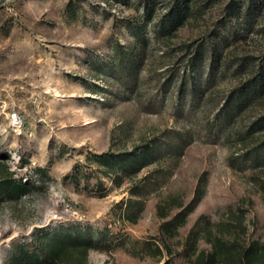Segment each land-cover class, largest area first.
<instances>
[{
	"label": "rangeland",
	"instance_id": "1",
	"mask_svg": "<svg viewBox=\"0 0 264 264\" xmlns=\"http://www.w3.org/2000/svg\"><path fill=\"white\" fill-rule=\"evenodd\" d=\"M123 2L0 0V162L30 185L16 200L0 199V264L18 243L67 233L97 246L87 264H190L192 229L233 222L231 210L244 212V238L264 243V168L243 158L264 140V128L248 133L264 120V98L222 110L264 66V0H190L196 13L160 38L156 25L174 0L149 15L138 0ZM201 41L204 63L189 72ZM117 42L137 58L126 73L113 65ZM152 143L162 156L144 157L137 174L106 175L96 161L140 156ZM201 179L203 198L185 225L174 237L162 233L179 211L168 202L188 205ZM196 245L210 250L203 234Z\"/></svg>",
	"mask_w": 264,
	"mask_h": 264
},
{
	"label": "trees",
	"instance_id": "2",
	"mask_svg": "<svg viewBox=\"0 0 264 264\" xmlns=\"http://www.w3.org/2000/svg\"><path fill=\"white\" fill-rule=\"evenodd\" d=\"M106 3L120 4L123 1L131 0H104ZM160 0H138V5L144 8L149 15L152 7L157 6ZM237 5L236 3H234ZM165 14L159 19L156 25V37L160 38L164 35H171L180 29L191 16L196 13L190 5V0H174V2L165 6ZM247 13V12H246ZM141 29L135 32L136 40L142 46L145 45L146 39L141 35ZM204 42L197 46L189 56L187 63V71H198L202 67L205 59L203 53ZM113 65L121 72H128L129 65L134 69L137 58L131 52L125 50L118 42L113 46ZM217 53H212V61L216 60ZM214 65V64H212ZM242 66V65H241ZM243 67V66H242ZM131 68V69H132ZM185 81H188L187 78ZM264 98V66H262L255 75H252L246 82L239 87L233 89L223 104V111L233 110V112H241L246 105L259 101ZM231 115L230 117H232ZM254 128L248 130L249 134H253L256 130L264 128V120H257ZM184 139L180 138L179 143L175 146L176 150L183 151L185 148ZM169 150L174 147L169 144ZM154 143L145 147V153L137 156L133 154H111L106 153L96 157L99 165L106 168L105 174L110 172L121 173L126 175L137 174L144 167V157L161 158L162 154L156 151ZM243 158L251 164L253 168H264V140L257 143L253 148L247 150L243 154ZM79 167L68 179H76ZM30 191V185L15 178V173L5 162H0V199L16 200L22 195H26ZM204 195V180L198 183L196 193L192 201L186 205L184 202L172 199L168 202L167 210L178 209L175 216L167 221L161 228L162 233L171 237L177 235L179 228L183 227L188 216L195 210ZM160 216L167 218L169 212H164L160 208ZM233 222L211 223L206 220L204 227L199 231L201 224L198 222L190 232L187 245V256L190 264H264V243L259 241H247V230L244 224V212L230 211ZM214 229V231H213ZM43 233L38 231L37 234ZM44 234V233H43ZM203 234L204 238L210 245V250H198L197 240L199 235ZM37 239V238H36ZM149 243H145L144 247H149ZM15 255L10 258V264H87L88 255L91 250L97 249L92 239L82 237L81 235H73L67 233L63 236L50 238L47 241L34 240L32 243L16 244ZM161 247L157 246L155 253H161Z\"/></svg>",
	"mask_w": 264,
	"mask_h": 264
}]
</instances>
